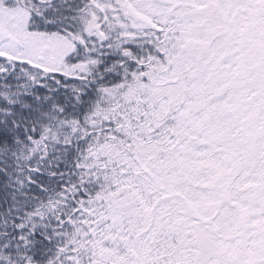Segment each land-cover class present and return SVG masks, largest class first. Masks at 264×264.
I'll use <instances>...</instances> for the list:
<instances>
[{"label":"snow or ice","instance_id":"6c2138e0","mask_svg":"<svg viewBox=\"0 0 264 264\" xmlns=\"http://www.w3.org/2000/svg\"><path fill=\"white\" fill-rule=\"evenodd\" d=\"M0 264H264V0H0Z\"/></svg>","mask_w":264,"mask_h":264}]
</instances>
